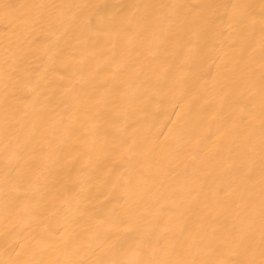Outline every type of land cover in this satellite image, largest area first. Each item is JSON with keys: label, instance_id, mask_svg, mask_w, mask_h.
Instances as JSON below:
<instances>
[{"label": "bare ground", "instance_id": "obj_1", "mask_svg": "<svg viewBox=\"0 0 264 264\" xmlns=\"http://www.w3.org/2000/svg\"><path fill=\"white\" fill-rule=\"evenodd\" d=\"M0 264H264V0H0Z\"/></svg>", "mask_w": 264, "mask_h": 264}]
</instances>
